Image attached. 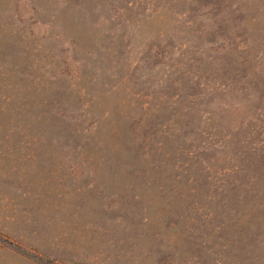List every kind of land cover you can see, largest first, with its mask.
Segmentation results:
<instances>
[{"label":"rangeland","instance_id":"obj_1","mask_svg":"<svg viewBox=\"0 0 264 264\" xmlns=\"http://www.w3.org/2000/svg\"><path fill=\"white\" fill-rule=\"evenodd\" d=\"M0 264H264V0H0Z\"/></svg>","mask_w":264,"mask_h":264}]
</instances>
